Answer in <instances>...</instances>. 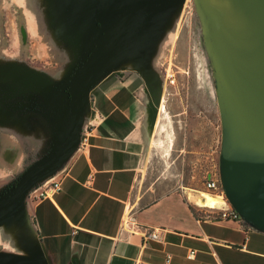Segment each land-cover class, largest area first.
<instances>
[{
  "label": "rangeland",
  "instance_id": "rangeland-1",
  "mask_svg": "<svg viewBox=\"0 0 264 264\" xmlns=\"http://www.w3.org/2000/svg\"><path fill=\"white\" fill-rule=\"evenodd\" d=\"M92 12L89 0H0V128H8L0 130V140L13 131L17 143L7 149L20 154L0 178V198L18 173L63 137L67 86L99 32ZM114 55L100 68H124L136 85L149 130L147 179L168 189L178 185L185 197L206 192L203 182L219 162L221 123L197 0H162ZM23 207L0 222V257L38 261L37 237Z\"/></svg>",
  "mask_w": 264,
  "mask_h": 264
},
{
  "label": "crops",
  "instance_id": "crops-1",
  "mask_svg": "<svg viewBox=\"0 0 264 264\" xmlns=\"http://www.w3.org/2000/svg\"><path fill=\"white\" fill-rule=\"evenodd\" d=\"M116 52L99 64L88 86L93 107L88 111L84 104L79 123V131L89 132L86 146L70 151L63 164L49 172L59 179V191L48 199L32 198L33 184L24 191L23 209L40 251V260H26L164 264L168 253V264H264V230L205 217L180 186L168 189L159 179H147L149 130L136 85L124 68H100ZM11 132L0 140V178L13 161L20 162V154L7 149L17 143ZM127 212L140 228L155 229L159 239L144 241L141 230L121 229ZM189 249L193 258L186 257Z\"/></svg>",
  "mask_w": 264,
  "mask_h": 264
},
{
  "label": "water",
  "instance_id": "water-1",
  "mask_svg": "<svg viewBox=\"0 0 264 264\" xmlns=\"http://www.w3.org/2000/svg\"><path fill=\"white\" fill-rule=\"evenodd\" d=\"M162 0H89L97 38L67 86L64 134L32 161L0 198V220L17 213L24 191L57 168L79 136L83 96L99 62L132 41L141 19ZM212 57L221 123L220 181L227 201L264 230V0H197ZM0 264H31L5 256Z\"/></svg>",
  "mask_w": 264,
  "mask_h": 264
},
{
  "label": "built area",
  "instance_id": "built-area-1",
  "mask_svg": "<svg viewBox=\"0 0 264 264\" xmlns=\"http://www.w3.org/2000/svg\"><path fill=\"white\" fill-rule=\"evenodd\" d=\"M88 90H86V93L83 96V101L84 104L87 107L88 111L92 110L93 104H92V99L91 96L88 94ZM89 137V132L86 129H83L79 131V136L77 143L74 147V150H82L88 141ZM220 153V152H219ZM69 155V154H68ZM68 155L63 159V161L60 163V165L63 164V162L68 158ZM59 165V166H60ZM214 176H208L204 182L203 186L206 189V193H209L213 196H217L222 200L221 205H215L211 207H206L207 209H201L198 207H201L197 205L198 211L202 213L203 216L214 219V220H229V221H235L238 222L240 225L245 226V227H253L246 219H244L234 208L233 206L227 201L224 191L222 188V184L220 181V173H219V162L217 165L216 172L213 174ZM32 186V185H30ZM30 186L27 187L31 188ZM33 188L36 189V193L32 196L34 199H48L53 196L57 191L60 189V182L59 179H53L50 176L49 171L42 174L39 178H37L34 183H33ZM26 189V190H27ZM7 192V190H6ZM6 193H4L5 195ZM201 216L196 217L197 221ZM120 228L125 229L128 232H135L137 230H141L143 234V239L144 241L147 240H158L159 239V234L155 229H148L144 227H139V225L135 222V217L127 212L120 220ZM194 256V250H187L186 252V257L187 258H193ZM170 260V255L167 253L165 254L164 257V264H168Z\"/></svg>",
  "mask_w": 264,
  "mask_h": 264
},
{
  "label": "bare ground",
  "instance_id": "bare-ground-1",
  "mask_svg": "<svg viewBox=\"0 0 264 264\" xmlns=\"http://www.w3.org/2000/svg\"><path fill=\"white\" fill-rule=\"evenodd\" d=\"M188 194H189L188 195L189 199H191L195 204L200 205V206L211 207V206L222 204V200L219 197L213 196L206 192L197 191L195 193L190 192ZM17 215L18 213L16 214V216Z\"/></svg>",
  "mask_w": 264,
  "mask_h": 264
}]
</instances>
